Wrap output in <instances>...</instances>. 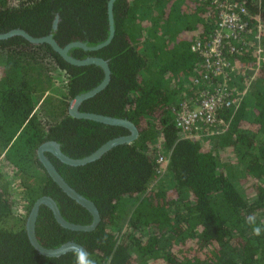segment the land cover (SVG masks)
<instances>
[{
    "label": "trees",
    "instance_id": "trees-1",
    "mask_svg": "<svg viewBox=\"0 0 264 264\" xmlns=\"http://www.w3.org/2000/svg\"><path fill=\"white\" fill-rule=\"evenodd\" d=\"M106 1L0 0V32L50 31L59 45L71 40L93 45L108 32ZM234 1L250 13L260 11L264 51V0ZM210 2L113 0L110 41L96 50L68 49L77 58L100 56L109 68L106 84L77 109L128 119L137 135L79 165L44 152L62 178L94 203L99 220L93 229L72 230L40 204L34 234L41 245L75 241L95 264H109V258L110 264H264V61L239 104L217 109L225 123L221 132L179 136L173 122L180 103L191 104L205 85L192 82L200 57L189 44L209 35L215 21L207 14ZM254 58L246 49L231 62L247 69ZM59 73L62 96L56 97L47 92ZM102 75L99 65L68 63L46 42L18 34L0 38V264H75L74 250L38 253L24 221L43 194L64 219L90 221L89 211L47 175L36 148L52 139L65 155L81 157L128 132L66 111L68 100ZM158 151L168 158L160 172ZM250 215L260 236L246 223Z\"/></svg>",
    "mask_w": 264,
    "mask_h": 264
},
{
    "label": "built area",
    "instance_id": "built-area-1",
    "mask_svg": "<svg viewBox=\"0 0 264 264\" xmlns=\"http://www.w3.org/2000/svg\"><path fill=\"white\" fill-rule=\"evenodd\" d=\"M215 21L209 35L194 38L189 49L200 57L199 70L192 76L195 85L203 84L191 104L182 101L173 114L179 136L195 138L206 133L221 132L225 123L216 116L220 107L235 108L250 88L257 70L264 61L263 25L260 11L250 13L234 0H211ZM251 50L255 63L249 68L231 62L234 55ZM237 77L239 86L234 85ZM236 80V81H237ZM213 128L204 131L202 127ZM167 156L158 151L157 172L167 163Z\"/></svg>",
    "mask_w": 264,
    "mask_h": 264
},
{
    "label": "water",
    "instance_id": "water-1",
    "mask_svg": "<svg viewBox=\"0 0 264 264\" xmlns=\"http://www.w3.org/2000/svg\"><path fill=\"white\" fill-rule=\"evenodd\" d=\"M112 2L113 0H107L106 1V14H107V23H108V32L103 40L100 42H97L93 45H86L84 42L79 40H71L63 45H59L52 37L51 32H47L46 34L34 36L26 32L25 30L14 27L10 28L6 31L0 32V38H6L8 36L18 34L25 38L26 40L38 43V42H46L55 52H57L60 57L71 64H87V63H94L101 67L103 75L100 81L94 85L92 88L80 92L78 94H75L71 99L68 100V104L66 106V111L68 114L80 117V118H86L89 120H94L98 122H103L107 124H113V125H120L125 127L128 132L123 135L114 136L111 137L101 144H99L95 149H93L88 154L81 156V157H70L65 155L61 152L58 143L55 140L47 139L42 141L38 144L36 148V156L39 162L42 164L43 168L45 169V172L47 175L51 178L52 181L56 183V185L71 199H73L78 204L82 205L84 208H86L89 213L91 214V219L86 224H80L75 222H70L66 219H64L58 210V207L55 203V201L46 194L40 195L36 197L33 202L31 203L29 210L25 216L24 221V229L26 232V236L30 242V244L33 246V248L41 254L48 255V256H56L59 255L65 251L68 250H74V249H83L85 251V248L72 240H67L59 244L55 247H45L41 245L34 234V222L36 218V213L38 210V206L40 204L46 205L52 215L55 221L65 227L72 230H90L95 227L99 220L98 211L94 205V203L89 200L88 198L84 197L80 193H78L74 188H72L58 173L52 162L49 160V158L44 154L45 151L51 153L54 157H56L61 162H64L66 164L70 165H79L83 164L85 162L91 161L97 157H99L105 150L110 148L113 145L122 143V142H129L133 140L137 135V129L135 125L128 119L125 118H119L114 116H109L105 114H100L96 112H90V111H79L77 109V106L79 102L91 95H93L95 92H97L99 89H101L107 82L108 76H109V68L107 65V62L105 59L101 58L100 56H84L81 58L73 57L68 53V49L72 46H79L83 49H89V50H96L105 44H107L113 34V25H112ZM57 22V15L55 14L51 21V29H54ZM86 252V251H85Z\"/></svg>",
    "mask_w": 264,
    "mask_h": 264
},
{
    "label": "clouds",
    "instance_id": "clouds-1",
    "mask_svg": "<svg viewBox=\"0 0 264 264\" xmlns=\"http://www.w3.org/2000/svg\"><path fill=\"white\" fill-rule=\"evenodd\" d=\"M246 223L253 225L252 231L255 236H260L262 229L255 226V216L250 215L247 217ZM75 264H95V261L83 249H74ZM110 264V258H109Z\"/></svg>",
    "mask_w": 264,
    "mask_h": 264
},
{
    "label": "rangeland",
    "instance_id": "rangeland-1",
    "mask_svg": "<svg viewBox=\"0 0 264 264\" xmlns=\"http://www.w3.org/2000/svg\"><path fill=\"white\" fill-rule=\"evenodd\" d=\"M62 81H63V77L61 75V73L58 74V76H55V81L54 84L52 86V88L47 92L49 93L50 91L52 92L51 94H53V96L56 97H61L62 96V89H61V85H62ZM125 221V219H124ZM124 221L122 226L124 225Z\"/></svg>",
    "mask_w": 264,
    "mask_h": 264
}]
</instances>
